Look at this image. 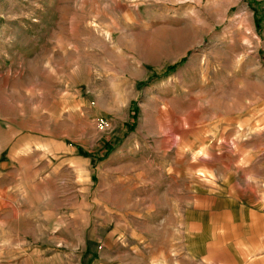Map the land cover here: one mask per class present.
<instances>
[{
  "label": "rangeland",
  "instance_id": "1",
  "mask_svg": "<svg viewBox=\"0 0 264 264\" xmlns=\"http://www.w3.org/2000/svg\"><path fill=\"white\" fill-rule=\"evenodd\" d=\"M0 264H264V0H0Z\"/></svg>",
  "mask_w": 264,
  "mask_h": 264
}]
</instances>
